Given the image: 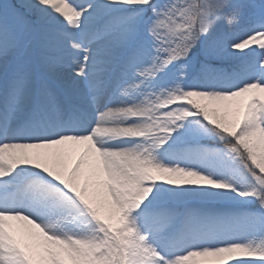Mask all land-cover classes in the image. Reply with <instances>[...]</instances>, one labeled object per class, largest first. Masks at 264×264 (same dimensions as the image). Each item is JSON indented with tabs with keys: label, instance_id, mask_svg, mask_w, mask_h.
I'll use <instances>...</instances> for the list:
<instances>
[{
	"label": "snow or ice",
	"instance_id": "6c2138e0",
	"mask_svg": "<svg viewBox=\"0 0 264 264\" xmlns=\"http://www.w3.org/2000/svg\"><path fill=\"white\" fill-rule=\"evenodd\" d=\"M0 264H264V0H0Z\"/></svg>",
	"mask_w": 264,
	"mask_h": 264
},
{
	"label": "bare ground",
	"instance_id": "6f19581e",
	"mask_svg": "<svg viewBox=\"0 0 264 264\" xmlns=\"http://www.w3.org/2000/svg\"><path fill=\"white\" fill-rule=\"evenodd\" d=\"M82 0H76V2H81Z\"/></svg>",
	"mask_w": 264,
	"mask_h": 264
},
{
	"label": "rangeland",
	"instance_id": "374dc122",
	"mask_svg": "<svg viewBox=\"0 0 264 264\" xmlns=\"http://www.w3.org/2000/svg\"><path fill=\"white\" fill-rule=\"evenodd\" d=\"M81 2H83V0Z\"/></svg>",
	"mask_w": 264,
	"mask_h": 264
}]
</instances>
